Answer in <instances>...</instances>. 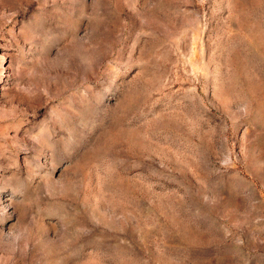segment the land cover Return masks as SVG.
Wrapping results in <instances>:
<instances>
[{
    "label": "rangeland",
    "instance_id": "obj_1",
    "mask_svg": "<svg viewBox=\"0 0 264 264\" xmlns=\"http://www.w3.org/2000/svg\"><path fill=\"white\" fill-rule=\"evenodd\" d=\"M0 264H264V0H0Z\"/></svg>",
    "mask_w": 264,
    "mask_h": 264
}]
</instances>
